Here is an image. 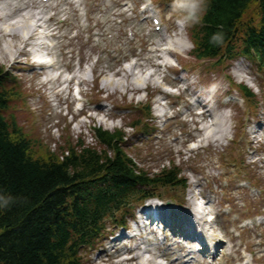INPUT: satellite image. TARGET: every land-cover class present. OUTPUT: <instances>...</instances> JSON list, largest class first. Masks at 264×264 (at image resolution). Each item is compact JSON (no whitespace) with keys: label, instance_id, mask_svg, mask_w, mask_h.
Wrapping results in <instances>:
<instances>
[{"label":"rangeland","instance_id":"374dc122","mask_svg":"<svg viewBox=\"0 0 264 264\" xmlns=\"http://www.w3.org/2000/svg\"><path fill=\"white\" fill-rule=\"evenodd\" d=\"M114 0H85V6L88 7V18L86 19L85 23L75 22V16L73 15V9L70 7L71 3L70 0H57L53 2L52 6H39L37 9L34 7L26 9L25 11H20L19 9H24V2L16 8V15L11 17V20L2 19L0 16V66H6L10 68L9 65L12 61L10 58L16 50L20 51V47H22L21 42H19V38L17 35L15 37H7L6 31L13 30L14 33L18 32V29L21 27V31L23 27L26 25L22 20L26 14L34 13V11L38 12L41 16L44 17L45 22H43V27L39 29L38 32L45 31V28L50 29V38L48 40L51 41L52 44H57L58 46L51 50L47 45H45L42 41L36 42L30 47V52L34 55L38 53H34V51H38L39 53H48L49 56H53L55 58H59L58 66L62 64L63 70L65 74L75 72L76 74H80L85 77L87 81L88 88V95L86 99L91 104L93 102L101 103L104 108V112L100 111L99 109H95L94 111L88 113L87 116L78 115L75 113L74 109H72V105L70 104L69 100L66 99L67 93L60 96L58 95L59 92H56L58 87L66 85L68 87L72 86V83L67 84L65 79L57 80L56 82H50L47 86L43 85L45 81L44 76L45 72L42 74H38L40 70L36 67L33 68H26V69H17L16 66L14 71L17 73L19 81L21 82L20 85L17 84L11 85L10 88L15 89L14 92L18 93L20 98L12 101L10 104V109L6 113L7 118L12 120V117L17 118L18 127L22 129V132L34 142L33 144V151L37 155H48V153H54L55 155L61 157L65 154L67 149H70L73 146H77L79 142L84 141L88 146L93 147L101 151L103 148L100 147L97 141L92 138V132L90 134L89 131V124L88 121L91 123L95 122V125L98 126L101 122V116L104 115L105 120L108 121L106 125L110 131H115L116 127L119 124L123 127L135 122V120L142 118V122L144 121V108L142 111L139 109L135 110L132 115L126 117H120L121 120L112 119L107 116L109 114V106L115 108H131L133 105L145 103L147 100H150L151 97L154 96L155 89H151V84L153 83V79L158 77L161 72L157 68H154L151 64H144L143 61L139 62L136 61V64H133L135 58L131 59L132 54L135 55L134 52H131V48L129 45H125V37H124V30L125 28H129L132 26L134 27L135 31L140 35L139 44L145 46L138 49L137 54H140L142 51L144 53V49L151 50L153 47H149L151 43H158L163 44L165 48H170L176 50V55H171L170 59L167 55L165 59L159 60V62H170L173 65L182 63L184 65L189 64V62L196 61L192 56V49L193 45L191 42V36L187 34V31L184 30L183 34H177L175 27L170 23L168 26L170 35L166 37V42H162V38L158 36L152 30L151 24L143 21L142 17L135 14L126 17L123 15L122 17L126 19L125 26H118L116 24V16L118 13L124 11L121 3L120 5L122 9L113 2ZM160 0H155L158 2ZM25 2H30V0H25ZM171 2V0H168ZM19 4V3H17ZM16 4V5H17ZM31 5V3H30ZM15 5L13 6L9 4V2H0V14H3V11H11ZM53 7H56L54 9ZM14 8V9H15ZM31 9V10H30ZM36 9V10H35ZM129 9V8H128ZM168 7L164 8L166 12ZM175 10V9H174ZM176 11V10H175ZM132 13V12H130ZM163 14H165L163 12ZM66 18L70 21L69 24H61L60 20ZM16 21L15 24H10L13 21ZM95 21L94 23H92ZM98 25L100 28H94ZM78 27L79 32H73V28ZM172 27V29H171ZM81 29H84L82 31ZM95 30L96 32L103 33L104 36L100 35V46L95 45V38L94 35ZM174 30V32H173ZM24 32V31H23ZM37 36V34H35ZM112 37V38H111ZM161 38V39H160ZM98 49L97 47H102ZM118 46H126L127 48L124 50L126 52L127 57H129L131 64L133 66V70L126 72L124 69H128V66L124 64H118L119 60H114L113 57H117L116 54L108 55L112 51H108L107 47L114 48ZM62 47L74 60L79 59L84 66L82 72L81 70H76L77 67L75 66L74 62H71L69 65L65 64L69 62L70 58L62 56V52L59 48ZM148 47V48H147ZM163 53L166 54L164 51ZM145 58L150 60L152 57L151 54H145ZM113 56V57H112ZM22 58V67H24L26 61L25 57ZM216 61H206L203 67L209 66L208 64H213ZM195 64H199L196 63ZM189 70V69H187ZM252 77L247 78V75L244 76L245 83L248 86H251L252 89L259 94L260 89L258 86H264V73L255 76L256 68H252ZM226 70H218V71H204L202 68L198 67L189 73H192L190 78L192 81L197 82L202 80V77L205 76L206 82H210L212 86V91L217 92L215 95L214 100L220 97V94L227 86L226 78H225ZM231 72V70H230ZM50 74V72L48 73ZM46 74V75H48ZM237 74V73H236ZM55 75V74H54ZM50 76L51 78L54 76ZM69 76V75H68ZM236 80L238 82L242 79L240 78L241 75L237 74ZM66 78V77H65ZM148 84L151 85L148 90L150 91H143L145 95L149 94V99L147 98L143 100V96L137 97V92H139L140 88L144 87V85ZM175 86V85H173ZM67 92V90H66ZM62 96V97H61ZM18 97V96H17ZM70 97V94H69ZM262 101H260V108L256 113H260V118L262 122H264V89H261V93L259 96ZM217 98V99H218ZM174 110L175 108L172 107ZM247 109V105L244 107H240L239 105L235 106L232 109V116L231 119H236L237 121L241 122L242 119H248L246 117V113L244 110ZM106 110V111H105ZM220 108L215 106V118L210 119L211 124L220 120L223 112ZM171 112L169 115H171ZM117 114V113H116ZM90 115H93L90 116ZM103 117V119H104ZM119 117V116H118ZM254 121H258V114L254 117ZM182 119L179 115H175V118L170 120L168 119L163 125L159 124L160 129H163L164 140L159 141L160 144L158 145H151L147 144L149 142L144 141L143 137H141V131H133L132 129L129 130L128 135V142L126 145V152L134 158V160L139 164V168L142 171H147L151 175L154 173H159L164 170V167H178V171H180V178L189 180V188H195L196 185H199V189L202 190L204 194H208L211 198V204L209 206V210H214L211 213L210 219L212 218V222L209 223L210 226L216 229V233L218 236H224V240H227L229 236L228 225H224L223 216L220 217L217 215L221 212L220 208L225 204L229 203L233 206L234 211L240 212L241 215L250 212V215H255L258 213H264V192L262 195L260 194H253L250 190H234V187H238V183L241 179H248L247 173L246 177L240 175V173H235L232 176L230 175L233 173L231 170L227 176L226 169H229L227 166L228 159L220 158V153L225 150L222 149L223 144L218 142L217 146L212 145L209 147L211 151H205V149L200 150V155L192 154V156H188L186 153L187 146L185 144V139L182 138L180 142L175 143L173 135H185V132L188 130L182 129L177 127L178 121ZM253 121V122H254ZM211 124H203L202 128L204 127V131L202 134L195 132V136L201 138V144H204L207 141H211L208 138L211 134L212 130H217V127L210 126ZM206 127H210L211 129H207ZM191 131L193 132V125L190 124ZM239 130L238 132H241ZM81 133V135H80ZM136 133V134H135ZM138 136L137 138H133L132 135ZM91 135V136H90ZM82 138L79 140V138ZM85 137V138H84ZM194 137L193 139L196 140L197 138ZM264 138V137H263ZM142 142H138L141 141ZM78 142V143H77ZM67 144V145H66ZM250 145V144H249ZM253 146V145H252ZM264 146V145H263ZM261 146L260 149L263 147ZM226 147V146H225ZM228 153L230 155L231 150L239 149L242 150L238 145H231L228 147ZM80 149V148H77ZM76 149V150H77ZM82 150V149H80ZM264 154V148L262 149ZM183 152V153H182ZM208 152V153H207ZM184 154L185 156H182ZM67 155V154H66ZM248 163H255L253 167H248V170L251 171L250 175L254 178L253 185H258L263 188L264 190V160L260 156H247ZM258 161V162H257ZM173 162V163H172ZM222 166V168H221ZM225 176V177H223ZM223 179H227L229 182V188L231 191L226 197V194L223 190V187L220 186V182ZM255 179V180H254ZM197 182V183H196ZM187 191V190H186ZM188 193V192H187ZM187 193L183 194L181 189L178 187L172 188H164L156 191L157 196L164 201L172 200L171 197L181 199L185 202V204L189 201ZM183 195V196H182ZM189 196V195H188ZM205 196V195H204ZM159 200V199H156ZM159 202V201H157ZM125 209V208H124ZM127 210V209H125ZM123 210V211H125ZM117 212V215L125 214ZM231 217L226 218L225 221H230ZM263 233L264 229H256L251 230L248 233L252 242L257 240L260 237V234ZM255 242V243H256ZM245 244V243H244ZM247 244L248 241H247ZM248 246V245H247ZM105 246H96V251L91 252L87 250L85 252L80 253V257L82 256L81 263L82 264H141L137 262H128L124 263L118 259H108L105 261L107 256L101 253V250ZM159 252V251H158ZM101 253V254H100ZM160 256V255H158ZM84 257V258H83ZM162 258V259H160ZM158 259L157 256H152L148 263L144 264H165L166 258L160 256Z\"/></svg>","mask_w":264,"mask_h":264},{"label":"trees","instance_id":"16d2710c","mask_svg":"<svg viewBox=\"0 0 264 264\" xmlns=\"http://www.w3.org/2000/svg\"><path fill=\"white\" fill-rule=\"evenodd\" d=\"M260 4L261 22L247 24L243 18ZM205 12V11H204ZM206 28L199 38L202 52L218 56L224 46L244 31L247 45L264 48V0H209L203 16ZM221 33L222 42L212 36ZM0 68V264H82L78 249L100 230L107 212L119 206L129 188L174 185V173L150 179L136 173L132 161L120 149L119 133L98 131L103 145L99 152L85 148L57 157L42 156L5 112L12 98ZM122 195V196H121Z\"/></svg>","mask_w":264,"mask_h":264},{"label":"clouds","instance_id":"9594fccd","mask_svg":"<svg viewBox=\"0 0 264 264\" xmlns=\"http://www.w3.org/2000/svg\"><path fill=\"white\" fill-rule=\"evenodd\" d=\"M174 9L179 14L177 17L178 23L184 24L189 20H199L204 12L202 0H174ZM213 42H222L223 36L221 33H215L212 36ZM8 203V200L0 195V206Z\"/></svg>","mask_w":264,"mask_h":264},{"label":"bare ground","instance_id":"6f19581e","mask_svg":"<svg viewBox=\"0 0 264 264\" xmlns=\"http://www.w3.org/2000/svg\"><path fill=\"white\" fill-rule=\"evenodd\" d=\"M1 18L2 19H10L12 17V14H7V15H4V14H0ZM30 17H34V15L30 14L28 19H30ZM35 19H38V21H40V23L42 22V18L40 17H35ZM23 21V20H22ZM38 25V24H37ZM24 30L26 31H30L31 30V27L29 24H26L24 27H23ZM13 30L15 29H11L10 31L11 32H14ZM9 30L6 31V33L8 32ZM11 35V34H10ZM13 35H17V33H14ZM21 54H24V52H22ZM201 118H207V113H203V115L201 116ZM212 125H215V124H212ZM220 131L219 130H212L211 131V135H216L217 133H219ZM191 225L193 224L192 222L190 223ZM213 238L215 239V237L213 236Z\"/></svg>","mask_w":264,"mask_h":264}]
</instances>
